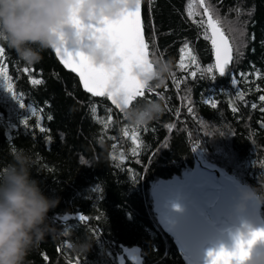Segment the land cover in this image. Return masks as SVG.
I'll list each match as a JSON object with an SVG mask.
<instances>
[{"label": "trees", "instance_id": "1", "mask_svg": "<svg viewBox=\"0 0 264 264\" xmlns=\"http://www.w3.org/2000/svg\"><path fill=\"white\" fill-rule=\"evenodd\" d=\"M188 3L142 0L150 52L163 53L174 64L163 86L137 98L163 96L162 114L145 126H130L106 97L86 93L52 49L42 52L38 63L26 65L0 41L13 90L25 104L20 107L0 86V169L12 162L13 150L23 149L33 158L32 176L44 194L58 198L48 212L52 232L29 252L25 264H186L161 226L154 186L181 178L193 170L197 158L242 185L259 189L264 183V126L259 123L264 102L258 100L264 95V0H209L233 43L228 75L216 74L215 81L200 71L192 78L195 65L187 71L178 67L185 42L201 69L214 63L203 30L187 18ZM195 11L202 9L197 6ZM29 75L44 83L31 84ZM205 101H214L216 107ZM25 117L27 128L20 123ZM37 123L46 131L41 133ZM134 130L139 147L131 138ZM259 213L264 224V200H259ZM81 214L89 219L80 221ZM86 237L90 247L85 253L68 246L70 240ZM131 249L136 260L127 256Z\"/></svg>", "mask_w": 264, "mask_h": 264}, {"label": "clouds", "instance_id": "2", "mask_svg": "<svg viewBox=\"0 0 264 264\" xmlns=\"http://www.w3.org/2000/svg\"><path fill=\"white\" fill-rule=\"evenodd\" d=\"M131 0H0V41L12 49L26 65H34L42 59L41 53L54 45H63L68 36L66 26L74 29V42L83 37L91 43L82 51L95 65L113 62L106 41L91 38L88 25L104 18L118 17ZM75 14L81 21L77 28L71 22ZM152 68L139 72V78L149 88L161 87L174 71L171 58L155 53L151 57ZM160 98L137 99L123 107L128 124L145 126L158 119L163 112ZM12 162L0 169V264H25L29 252L52 232L48 212L56 206L58 198L44 194L40 183L32 176L33 158L23 149L11 152ZM241 204L255 198L264 200V183L260 188L240 186ZM76 252H86L90 240L69 241ZM264 264V256L257 259Z\"/></svg>", "mask_w": 264, "mask_h": 264}, {"label": "snow or ice", "instance_id": "3", "mask_svg": "<svg viewBox=\"0 0 264 264\" xmlns=\"http://www.w3.org/2000/svg\"><path fill=\"white\" fill-rule=\"evenodd\" d=\"M197 6L202 11H195ZM140 8L141 0H131L129 6L118 17L114 19L104 18L96 24L88 25L91 38L98 41H106L109 45L113 59L112 63L95 65L83 52L77 51L73 55L62 44L54 45L52 48L64 67L79 76L83 89L87 93H90L92 97H106L111 101L112 105L122 112L124 106L132 103L137 98L144 97L145 92H153V89L147 87L138 75L139 72H145L152 68L150 57L154 54L150 52L149 44L144 38ZM197 16L199 19H196ZM187 18L203 30L202 36L205 41L210 42L214 63L209 64L207 68L201 69L189 43L185 42L180 49L179 69L187 71L190 66L195 65L197 70L190 73L192 78H196L197 72L200 71L209 74L212 81L217 79L216 74L220 78L227 76L229 65L233 61V43L221 26V18L215 6L211 5L209 0H189ZM71 22L77 28L81 27V21L75 14L71 17ZM199 38L198 36L197 39ZM5 51V47L0 46V86L16 99L20 107L25 108V104L13 90L12 77L8 75V66L3 61ZM161 56L163 57V53ZM23 71L29 73L30 69L25 67ZM259 75L260 73L257 72V78H259ZM29 80L33 85L44 83L42 79L32 78L31 75H29ZM235 80L236 76L232 74L231 82L234 84ZM176 84L179 87V81H176ZM223 91L224 89H221V92ZM257 91H260L259 85H257ZM161 99H163V96H161ZM241 99H243L242 96ZM258 100L264 102V95H259ZM205 103H210L213 108L216 107L214 101H205ZM251 107L256 109L257 104L253 103ZM188 111L191 113L193 109L189 107ZM233 111H238V109L233 108ZM260 111L264 113V108H260ZM108 120L111 121L112 117L109 116ZM20 123L27 128L29 120L25 117ZM259 123L264 126V120ZM36 127L41 133L46 131L39 123H37ZM124 135L127 136L128 132L125 131ZM131 138L133 143L139 147V133L134 130L131 133ZM88 219L83 214L79 216V220L82 222ZM257 238L264 239V229L252 231L250 239L246 241L237 237L235 248L232 251L226 250L223 246L215 251L209 250L208 256L210 260L208 264H240L248 256V249L245 244L250 247ZM75 264H81V261L77 260Z\"/></svg>", "mask_w": 264, "mask_h": 264}, {"label": "water", "instance_id": "4", "mask_svg": "<svg viewBox=\"0 0 264 264\" xmlns=\"http://www.w3.org/2000/svg\"><path fill=\"white\" fill-rule=\"evenodd\" d=\"M140 15L142 21V0ZM64 30L68 33L63 42L65 49L73 55L77 51H86V45L91 43L87 37H83L77 44L74 42V29L66 26ZM142 30L146 41L143 23ZM52 51L55 54V50ZM56 58L65 70L78 78L83 89L79 76L65 68L58 56ZM197 166L209 173L213 183L205 181L189 187L172 186L157 196L161 226L171 235L186 264H208L209 250L215 251L223 246L232 251L237 237L246 241L250 239L252 231L264 229L259 213V200L250 198L242 202V207H238L241 204L240 182L218 167L204 164L198 158ZM208 189L213 192L211 199L206 195ZM193 191L203 208L192 197ZM245 247L248 249V256L240 264H257V259L264 256V239L257 238L250 247L247 244ZM127 256L136 260V250H129Z\"/></svg>", "mask_w": 264, "mask_h": 264}, {"label": "rangeland", "instance_id": "5", "mask_svg": "<svg viewBox=\"0 0 264 264\" xmlns=\"http://www.w3.org/2000/svg\"><path fill=\"white\" fill-rule=\"evenodd\" d=\"M204 164H207V163H204ZM207 165H209V164H207ZM210 179L211 178H210L209 173L206 172L203 169H200L197 166V163H196V165L194 166L193 170H191L188 173H185L181 178L174 177L172 180H170L168 182H159V183H157L154 186V188H153V194H154L155 201H156V208H157V196L164 189H166L168 187H172V186H185V187H189L191 184H200V183L205 182V181H207L209 183H213L212 180H210ZM209 191H211L212 195H211V197H208V198L211 199L213 197V192H212V190H209ZM192 197L194 198V200L196 201V203L203 208L202 204L199 201L198 196L195 194L194 191L192 193ZM157 212H158V217H159L158 208H157ZM159 221H160V217H159ZM160 223H161V221H160Z\"/></svg>", "mask_w": 264, "mask_h": 264}, {"label": "bare ground", "instance_id": "6", "mask_svg": "<svg viewBox=\"0 0 264 264\" xmlns=\"http://www.w3.org/2000/svg\"><path fill=\"white\" fill-rule=\"evenodd\" d=\"M210 180H211V179H210ZM206 195H207L208 197H211V195H212L211 191L208 190V191L206 192Z\"/></svg>", "mask_w": 264, "mask_h": 264}]
</instances>
